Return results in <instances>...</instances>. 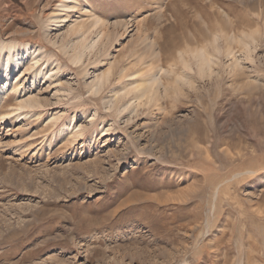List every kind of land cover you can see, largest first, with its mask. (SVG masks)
Instances as JSON below:
<instances>
[{
    "label": "rangeland",
    "instance_id": "374dc122",
    "mask_svg": "<svg viewBox=\"0 0 264 264\" xmlns=\"http://www.w3.org/2000/svg\"><path fill=\"white\" fill-rule=\"evenodd\" d=\"M88 1L0 0V264H264V0Z\"/></svg>",
    "mask_w": 264,
    "mask_h": 264
},
{
    "label": "bare ground",
    "instance_id": "6f19581e",
    "mask_svg": "<svg viewBox=\"0 0 264 264\" xmlns=\"http://www.w3.org/2000/svg\"><path fill=\"white\" fill-rule=\"evenodd\" d=\"M66 1H68V0H66ZM74 1V0H73ZM89 1L87 0V3H88ZM75 8H77V2H76V0H75V3H73V4H67V3H63L62 4V8H61V10L63 11L61 14H65L66 16L65 17H68L69 16V14L71 13V11L72 10H74ZM76 10V9H75ZM93 15H95V14H93ZM99 17V16H98ZM98 17H96V20L94 21V22H92L91 24H89V26L91 27V26H93V27H97L98 25H99V23L101 22L100 20V18H98ZM55 19H54V21L55 22H58L59 20H58V18H59V15H56L55 17H54ZM88 24V23H87ZM86 24V22H82V23H80V25H74V24H72L71 25V29H72V31H70V32H80V34L82 35V37L81 38H79V40H77L76 42H73L70 46H68V45H64V44H62V46L61 47H63V52H64V54H69V53H71L70 51H72V53H71V60L73 61V63L75 64V65H77L78 63H80V62H82L81 63V65L83 64V59L85 58V57H89V56H91V54L93 53L92 51L96 48V46H97V44L100 42V40L102 39V37H104L105 36V31H106V27H107V25H106V23L105 22H101V24L98 26L99 27V31L97 32V35H96V37L95 38H92V39H88V37H87V32H88V30H89V26ZM126 24H128L127 23V21L126 22H124L123 23V25L125 26ZM127 26V25H126ZM125 26V27H126ZM219 27V26H218ZM69 32V33H70ZM75 32H74V34H75ZM116 40V39H115ZM115 40H113V39H111V44L115 41ZM0 43H2V42H0ZM108 44L106 43V42H104V43H102V46H104V49H103V47L102 46H100L98 49H97V52L96 53H94V55L95 56H97L100 52H102V49H103V51H105V53L107 52V49H108V46H107ZM33 46H31V44L30 43H26V44H24L23 45V49H24V51L22 52V53H18V52H15V50H14V48H15V43L14 42H9V43H7V44H5V43H2V44H0V56L1 55H3V56H5V63H4V61H3V63H2V66L1 67H3V73L1 74V76L2 77H9V75H10V71L12 70V69H15V68H17V67H19L20 68V66H21V64H20V61H19V59L20 58H22V59H24L25 57H26V59H27V62H26V64H28L27 66H29L30 68H34L39 62H40V60L42 59V58H45V57H47L48 55H46L45 53H46V49H45V52H44V54L41 56V57H39L38 55H40L39 53V51L42 49V48H34L33 49V52H31L30 50H31V48H32ZM5 48H8V51L7 52H5L4 51V49ZM61 49V48H60ZM62 50V49H61ZM197 56V55H196ZM200 57V61H199V66H200V68H201V70H203L204 69V66L206 65V64H209V59L208 58H206V57H203L202 55H199ZM209 57V56H208ZM1 58V57H0ZM46 59V58H45ZM48 59V58H47ZM46 59V60H47ZM52 58H51V56L49 57V59L48 60H51ZM90 59H91V57H90ZM99 61H101V59L100 58H95L94 59V61H92V63L93 64H95L96 62H99ZM0 62H1V59H0ZM53 63H56V65H59V63H60V61H56V60H53ZM113 67V66H112ZM112 67L111 68H109V70L108 71H103L101 74L100 73H96L95 74V79H94V84L97 86V84H102V86L103 85H105L106 84V82H108L109 81V78H110V74H111V72H112ZM29 68V69H30ZM40 73V72H39ZM40 74H44V78L45 77H48V75H47V72H42L41 71V73ZM135 75H136V73H135ZM148 78V77H147ZM149 79V80H148ZM148 79H145L144 81H142L141 83H139V84H137L135 87H129V88H126L125 89V92H124V96H126V94L125 93H131V92H134V91H137L136 92V97L138 98V99H141L142 97H144V96H147L148 97V99L149 100H151V99H153L154 98V96H155V94H156V92H157V86H156V83H157V78H148ZM148 80V81H147ZM56 81H58V80H56ZM133 82H138L137 80H135V81H133ZM132 84H134V83H131V85ZM101 86V87H102ZM6 88H2V87H0V92H1V90H5ZM7 91V90H6ZM122 95V94H121ZM128 96V95H127ZM119 99H120V96H119V98H118V100H116V101H110L111 102V104L109 105V108H112V107H115L116 106V102L117 101H119ZM33 99L32 98H30V97H28L27 99H23V100H21V102L19 103V107H18V109H22V108H26V107H28V106H31V107H34L35 106V102L33 103ZM40 104V103H39ZM128 106V105H127ZM127 106H125L124 108H121V109H119L118 108V112H119V114H122V112L125 110L126 111V108H128ZM121 107V106H120ZM15 109V108H14ZM16 110V109H15ZM116 110V109H115ZM134 110H136V109H134ZM117 111V110H116ZM117 112V113H118ZM21 115V114H20ZM19 116V115H18ZM17 116V117H18ZM68 127H70V126H68ZM67 127V129H70V128H68ZM66 127H65V125H64V127H63V129H65ZM103 130H106V129H103ZM62 131H64V130H62ZM79 131V130H78ZM80 132V131H79ZM82 132V131H81ZM79 136H81L80 135V133L78 134ZM77 137V136H76ZM84 139V138H83Z\"/></svg>",
    "mask_w": 264,
    "mask_h": 264
}]
</instances>
